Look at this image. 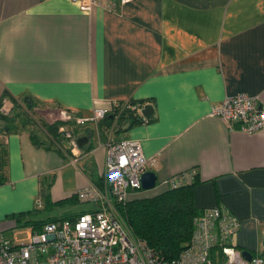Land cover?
<instances>
[{
    "label": "crops",
    "instance_id": "0c3cea01",
    "mask_svg": "<svg viewBox=\"0 0 264 264\" xmlns=\"http://www.w3.org/2000/svg\"><path fill=\"white\" fill-rule=\"evenodd\" d=\"M242 91L264 102V0H115L90 12L70 0H0V96L33 99L47 117L52 109L89 116L130 99L153 107L151 121L118 132L65 122L88 137L77 149L28 123L0 133V232L12 235L19 213L41 222L95 209L74 192L103 187L107 139H134L155 159L148 170L157 181L130 198L195 169V206L231 210L241 222L232 244L264 258V129L209 116L225 94ZM60 204L61 214L40 215Z\"/></svg>",
    "mask_w": 264,
    "mask_h": 264
},
{
    "label": "built area",
    "instance_id": "2783aa9c",
    "mask_svg": "<svg viewBox=\"0 0 264 264\" xmlns=\"http://www.w3.org/2000/svg\"><path fill=\"white\" fill-rule=\"evenodd\" d=\"M70 1L79 3L82 10L89 12L115 3V0ZM126 1L120 0L121 3ZM113 103L95 106L91 115L84 117L63 110V120L79 126L96 123ZM209 116L222 118L230 127L236 122L241 131L264 129V102L258 94L247 91L225 94L211 107ZM60 130L69 147L77 149V136L66 128ZM154 161V158L145 157L138 140L107 139L103 187L89 182L74 192L77 200L91 202L96 205L95 209L81 213L73 220H51L38 231H30L24 242L0 232V264H264L262 255L251 256L248 260L241 254V249L232 244V234L241 222L224 206L202 210L195 216L190 240L171 260L162 259L144 239L134 234L116 208H122L129 195L141 189V175L154 165ZM195 176V169H190L161 181L160 186L176 188L192 183ZM36 204L41 206L40 199Z\"/></svg>",
    "mask_w": 264,
    "mask_h": 264
},
{
    "label": "trees",
    "instance_id": "16d2710c",
    "mask_svg": "<svg viewBox=\"0 0 264 264\" xmlns=\"http://www.w3.org/2000/svg\"><path fill=\"white\" fill-rule=\"evenodd\" d=\"M6 98H9L6 94L0 96V133L15 131L20 125L27 124L28 120H30L28 119L29 114L27 117L24 113H15L13 116L11 113H4L1 108ZM11 101L13 103L12 108L15 105L18 106L16 99H11ZM22 101L28 111L33 110L36 106V102L28 97H24ZM147 104L149 103L146 101L135 99L115 101L111 105V109L96 124L101 130L113 128L118 132L138 123H146L153 119V113L149 117L144 118L140 108ZM31 121L37 122L34 119ZM65 122L72 121L58 118L51 123H46L43 120L39 121L49 140L60 145L66 139L63 131L60 130L65 125ZM66 149L71 150L72 148L67 147ZM4 164V151L0 142V185L5 182L3 174ZM196 184L197 179L192 183H186L176 188L166 187L151 196L138 195L133 198L129 197L127 203L120 208L124 211L123 215L126 217L128 225L134 234L144 239L164 260L176 258L190 240L194 227V218L201 211L194 204V186ZM140 191H143V189H140ZM24 217L25 215L22 213L13 217V221L16 224L15 227H31L32 232L41 229L45 223L58 219L54 218L37 222L32 219L27 220ZM60 218L73 220L75 217L66 216Z\"/></svg>",
    "mask_w": 264,
    "mask_h": 264
},
{
    "label": "rangeland",
    "instance_id": "374dc122",
    "mask_svg": "<svg viewBox=\"0 0 264 264\" xmlns=\"http://www.w3.org/2000/svg\"><path fill=\"white\" fill-rule=\"evenodd\" d=\"M4 102L5 103L2 107V111L4 113H6V114L11 113L12 116L15 115V113H20V114L24 113V115L26 114L25 116H27V117L29 114L28 119H30V120H28L27 126L32 131H35L36 135L40 138H43V134L46 135L45 132L38 131L39 130V121L41 119H44V116H46V114H47L45 111H39L41 109H37L36 107L31 111L26 110L25 106L23 105L22 99H18V101H17L18 106L15 105L14 108H12L13 103L11 100L6 99ZM12 111H13V113H12ZM46 118L51 122H53L56 118L61 119V120L65 119L61 110H53V109L51 111H49V115H48V117L46 116ZM33 119L36 120L37 122L31 121ZM116 211H117V214L125 220L126 217L123 215L124 211H122L119 208H116ZM62 212H63V205L60 204L58 206L55 205V206H51L45 210H42L40 215L41 216H48V215L51 216V215L61 214ZM11 231H12V235H13L15 241L24 242L27 239L28 234L31 230L29 229V227L18 226V227L12 228L10 230V232Z\"/></svg>",
    "mask_w": 264,
    "mask_h": 264
},
{
    "label": "water",
    "instance_id": "95a60500",
    "mask_svg": "<svg viewBox=\"0 0 264 264\" xmlns=\"http://www.w3.org/2000/svg\"><path fill=\"white\" fill-rule=\"evenodd\" d=\"M141 114L144 118L149 117L153 113V107L150 104H147L143 106L141 109ZM77 145L79 148H82L85 143L88 142V137L81 136L77 137L76 139ZM157 181V174L152 170H147L141 175V187L143 190H149L155 187ZM263 237L262 242L264 243V231H262ZM241 254L247 258L248 260L251 259V252H248L247 250H241Z\"/></svg>",
    "mask_w": 264,
    "mask_h": 264
}]
</instances>
